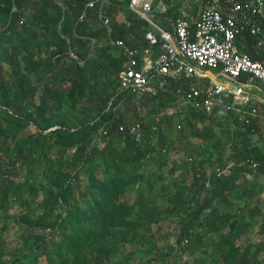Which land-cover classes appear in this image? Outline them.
<instances>
[{
	"label": "trees",
	"instance_id": "16d2710c",
	"mask_svg": "<svg viewBox=\"0 0 264 264\" xmlns=\"http://www.w3.org/2000/svg\"><path fill=\"white\" fill-rule=\"evenodd\" d=\"M90 1L0 0V219L15 210L20 232L11 247L9 222L0 227V264H128L143 253V264H179L183 255L194 264H264V240L250 237L261 213L253 197L262 188L244 197L252 171L244 161L264 155L252 139L257 121L223 110L234 124L222 138L211 115H154L176 99L170 92L140 100L120 92L126 58L110 38L143 48L149 24L118 0H97L78 22ZM165 1L162 27L171 30L178 5ZM100 14L110 18L111 36ZM243 40L256 57L254 39ZM135 101L152 112L137 113L139 139L94 140L104 124L128 122L125 110ZM175 139L189 152L182 162L171 158L181 150ZM194 142L206 143L205 153L198 146L203 157ZM225 160L234 162L232 172L218 176L214 167ZM155 164L157 180L165 168L171 176L181 170L183 179L155 188ZM167 222L179 226L174 240Z\"/></svg>",
	"mask_w": 264,
	"mask_h": 264
},
{
	"label": "built area",
	"instance_id": "2783aa9c",
	"mask_svg": "<svg viewBox=\"0 0 264 264\" xmlns=\"http://www.w3.org/2000/svg\"><path fill=\"white\" fill-rule=\"evenodd\" d=\"M96 1L87 3L78 22L86 19L87 8L94 7ZM118 1L127 2L149 24L144 34L147 46L143 48L132 47L121 38H110L126 58L120 73V92L131 91L138 100L148 94L170 92L176 98L172 103L176 108L172 111L195 110L210 116L232 110L240 122H252L258 109L251 103L250 91L257 80L264 82V0H198L195 20L185 16L170 18L171 30L152 18L158 13L159 1ZM162 6L159 12H167L165 5ZM100 17L111 36L110 18L102 14ZM247 35L254 39L256 57L242 49ZM70 56L80 64L85 62L73 51ZM175 126L182 128L180 122ZM142 134L141 121L119 122L114 129L104 124L94 140L130 136L139 139ZM244 163L254 172L264 170V155L248 157ZM233 165L232 160H225L222 166L214 167V172L218 176L231 174Z\"/></svg>",
	"mask_w": 264,
	"mask_h": 264
},
{
	"label": "rangeland",
	"instance_id": "374dc122",
	"mask_svg": "<svg viewBox=\"0 0 264 264\" xmlns=\"http://www.w3.org/2000/svg\"><path fill=\"white\" fill-rule=\"evenodd\" d=\"M162 4L165 5V7L168 10V6L169 3H167L165 0H159L158 3V8H157V14L152 15L153 20L160 26L164 25L163 22V15H161V12H159L161 10V8H163ZM170 5L177 6L178 5V9L176 10V12L179 14L178 16H185L187 18H189L190 20H192V18L194 17V13L198 11L199 8V1L198 0H170ZM26 15L23 16V18ZM177 16V17H178ZM6 70L7 73L9 74V67H7L6 65ZM251 92V103L254 104L257 109H258V113L257 116L254 118V120L257 121L256 126V130L254 131L255 133L252 134V139L254 141V143H257L258 146H260L261 150H264V134H263V126H264V86L254 82L253 83V88L250 91ZM263 99V100H262ZM135 106L134 108L136 109H131L132 107H128L125 112L126 115H128V122H134L137 120L142 121V119L137 118L139 117L137 113H139L141 116L143 115V118L149 117V115L152 113H150V109H148V106L150 105L149 103L147 107H144L143 104L139 101H135ZM151 106V105H150ZM172 108H176V105H169V107H167L166 109L162 110L161 112L159 111H154L153 114L154 115H159L162 114L163 112H166L168 114H171L173 111V114L177 115L179 114L177 112V109L172 111ZM160 110V109H159ZM212 118L214 119L213 124L215 125V129H216V134L219 137L222 138H226L225 132L224 130H226L228 127L231 128L233 123V117H229L226 115H222V114H215V115H211ZM234 116V115H233ZM198 126L200 128L203 127V123L201 121H199ZM173 132H171L170 136L171 137H175L178 133L177 130L174 129L172 130ZM144 132V131H143ZM176 143L179 145V147H181V150H176V153L171 154V158L173 157L177 162H182L184 159H186L189 155L187 146H185V142L181 143L178 141V139H175ZM101 142V141H99ZM202 143V144H201ZM194 142V148H197V157H203V155L200 156V154L203 152L205 153V151H202V148L204 146V150H205V144L204 142ZM201 144V145H200ZM198 146H200V154H199V148ZM156 165V164H155ZM158 166H153L152 168V179L155 180V188H162L164 187L166 184H169L170 186L173 185V179H183L182 175V171L178 170L173 176H171L170 174H168L167 169L165 168V171H162V180H157V174L156 173V168ZM149 174L150 172L147 171ZM156 173V174H155ZM263 181V180H262ZM260 184V185H259ZM259 184H251L250 181H247V183L245 184L246 186V193L244 196L245 198L247 196L252 195L257 189L261 188V186H264V182H260ZM174 186V185H173ZM172 186V187H173ZM147 187V186H146ZM174 188V187H173ZM159 196V195H158ZM135 199V195L134 193L131 194L130 196V201H133ZM257 200H261L259 201V204H261V213L260 215L257 217L256 221V227H254L252 234H250V237L252 238V240L256 241V240H264V193L257 195L255 197H253V201L256 203L258 201ZM158 202L163 204L166 202V197H164L163 195H160L158 197ZM235 211V208L232 209V212ZM12 212V213H11ZM8 216L4 215L1 219H0V227L5 223V222H9V226L11 227L10 232L8 234L9 236V240H11V247H17V245L19 246V242L15 241L17 240V237L19 235V230L18 228L15 226V216L13 215L15 213V210L11 211ZM164 230L170 234L171 238H173V240L176 238L178 231H179V226L176 223H173L171 226L169 224V222H167L164 226ZM147 259V255L146 254H137L134 257L132 256L129 259V263L128 264H143V262H146ZM179 264H194V260L192 257H189L187 255H183V257L181 258V260L178 261ZM205 264H220V263H216V262H209L207 261Z\"/></svg>",
	"mask_w": 264,
	"mask_h": 264
},
{
	"label": "crops",
	"instance_id": "0c3cea01",
	"mask_svg": "<svg viewBox=\"0 0 264 264\" xmlns=\"http://www.w3.org/2000/svg\"><path fill=\"white\" fill-rule=\"evenodd\" d=\"M193 16L194 17L192 18V20H195V18L197 16V13L195 12ZM170 24H171V21H170ZM171 27H172V25H171ZM244 44H246V40H244ZM262 102H264V101H262ZM220 114H222V113H220ZM245 176H246V181H250L251 184H259L260 182L261 183L264 182V170H262V171L258 170V171H255V172L251 171V172L247 173ZM261 188H262V191H261L260 194L264 193V186H261ZM256 201H258L257 203H259V201H261V200H257L256 199Z\"/></svg>",
	"mask_w": 264,
	"mask_h": 264
},
{
	"label": "water",
	"instance_id": "95a60500",
	"mask_svg": "<svg viewBox=\"0 0 264 264\" xmlns=\"http://www.w3.org/2000/svg\"><path fill=\"white\" fill-rule=\"evenodd\" d=\"M209 73H210V75H211L212 77H214V74H213V72H211V71H210Z\"/></svg>",
	"mask_w": 264,
	"mask_h": 264
}]
</instances>
